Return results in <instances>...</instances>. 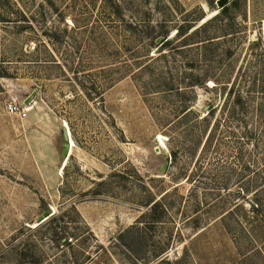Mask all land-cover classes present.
Segmentation results:
<instances>
[{
  "label": "rangeland",
  "instance_id": "obj_1",
  "mask_svg": "<svg viewBox=\"0 0 264 264\" xmlns=\"http://www.w3.org/2000/svg\"><path fill=\"white\" fill-rule=\"evenodd\" d=\"M217 1L0 0V264H264V141L206 146L264 112V0Z\"/></svg>",
  "mask_w": 264,
  "mask_h": 264
},
{
  "label": "trees",
  "instance_id": "obj_2",
  "mask_svg": "<svg viewBox=\"0 0 264 264\" xmlns=\"http://www.w3.org/2000/svg\"><path fill=\"white\" fill-rule=\"evenodd\" d=\"M158 38L155 39V42H157ZM170 43V39H168L167 36H162V40L159 43L160 49L161 48H165L168 44ZM4 74L0 73V77H4ZM102 98V97H101ZM239 103H241V98H239L237 100ZM237 113L235 112H229L228 114H224L223 117H218L215 120L214 126H213V130L211 131L207 142H206V146L208 144V142H211L214 138L213 133L215 134L216 132H214V130H218V128H220L222 126L221 121L228 119V121L234 120L237 121L238 123L240 122L241 124H244V128H245V133H244V137L246 138L247 142H260V141H264V112H260L259 114L255 113V114H242V119H239V115H236ZM225 123H228L227 120H225ZM248 169H250L249 167H246L245 171H247ZM247 178V177H246ZM244 178V179H246ZM226 189V188H224ZM264 189V185L260 186V188H257L256 190H254L252 192V194L254 193V195L258 194L260 192V190ZM252 208L254 209V211H257L259 207L263 206L262 202L259 201H253V204L251 205ZM238 207V206H237ZM228 214H231V212H224V216L222 217V219H224L225 217H227ZM56 220V218H52V222H54ZM262 223L264 224V219L261 220ZM240 221H238L239 223ZM66 238V243H67V237L65 235H61L59 233H53V241H62ZM26 242L25 244H23V248L20 250H18L19 247H15V251L16 254L19 256V263L20 264H39V260L37 261V259H35L33 257V252L30 251V248L33 249V246ZM31 252V253H30Z\"/></svg>",
  "mask_w": 264,
  "mask_h": 264
},
{
  "label": "water",
  "instance_id": "obj_3",
  "mask_svg": "<svg viewBox=\"0 0 264 264\" xmlns=\"http://www.w3.org/2000/svg\"><path fill=\"white\" fill-rule=\"evenodd\" d=\"M228 1L229 0H218L217 1V5L219 6V8H223V7H225L228 4ZM66 135H67L68 140H70V138L68 137V133L67 132H66ZM68 154H69V150L66 149L64 151V156L68 157ZM49 216H51V213H45L44 216L39 217L38 222L42 223L43 221L48 219Z\"/></svg>",
  "mask_w": 264,
  "mask_h": 264
},
{
  "label": "built area",
  "instance_id": "obj_4",
  "mask_svg": "<svg viewBox=\"0 0 264 264\" xmlns=\"http://www.w3.org/2000/svg\"><path fill=\"white\" fill-rule=\"evenodd\" d=\"M7 110H8V112H9L10 114H17V115H19L21 118H26V117H27V110H26V109H23V108L20 107V106L10 104V105L7 107Z\"/></svg>",
  "mask_w": 264,
  "mask_h": 264
},
{
  "label": "bare ground",
  "instance_id": "obj_5",
  "mask_svg": "<svg viewBox=\"0 0 264 264\" xmlns=\"http://www.w3.org/2000/svg\"><path fill=\"white\" fill-rule=\"evenodd\" d=\"M217 12L215 11L214 12V14H216ZM212 16V15H211ZM213 17V16H212ZM210 19V18H209ZM68 137L70 138V136H69V134H68ZM163 139V138H162ZM70 140H71V138H70ZM70 140H69V142H70ZM70 155V154H69Z\"/></svg>",
  "mask_w": 264,
  "mask_h": 264
}]
</instances>
